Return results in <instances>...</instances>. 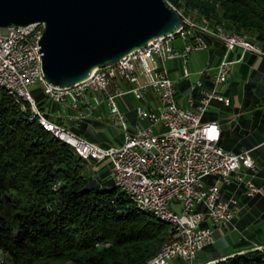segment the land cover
I'll use <instances>...</instances> for the list:
<instances>
[{
	"label": "built area",
	"instance_id": "1",
	"mask_svg": "<svg viewBox=\"0 0 264 264\" xmlns=\"http://www.w3.org/2000/svg\"><path fill=\"white\" fill-rule=\"evenodd\" d=\"M44 31L43 23L0 26V78L14 82L23 90L24 98L33 102V110L44 115L46 123L81 145L89 164H106L114 183H124L131 188V194L155 204L162 215L173 218L172 245L149 264H198L194 263L198 252L215 243L216 233L237 230L234 220L241 200L237 192L224 191L225 187L240 185L251 199L264 195V187L257 183L259 169L251 150L225 149L219 121L205 120L213 100L227 106L231 103L220 91L235 62L229 59V53L240 48L242 56L246 52L260 55V49L235 32L213 26L211 21L194 23L183 19L176 31L116 62L95 68L78 83L61 87L49 84L43 70L40 39ZM205 36L220 40L226 53L214 70L201 72L212 76L213 86L208 89L202 81L196 83L201 103L195 106L190 95L189 105L184 106L167 62L180 59L184 76L189 77L190 54L209 48ZM37 84L48 101L57 104L56 112L50 106L39 105L30 90ZM150 94L154 101L148 97ZM130 95L142 102L134 108L139 122H149L144 129L133 131L119 107L118 99H126L129 104ZM103 107L109 109L121 128V146L103 147L70 129ZM174 204L180 205V212Z\"/></svg>",
	"mask_w": 264,
	"mask_h": 264
},
{
	"label": "trees",
	"instance_id": "2",
	"mask_svg": "<svg viewBox=\"0 0 264 264\" xmlns=\"http://www.w3.org/2000/svg\"><path fill=\"white\" fill-rule=\"evenodd\" d=\"M186 2L209 23L208 18L237 32H254L264 51V0ZM219 10L221 20L214 19ZM37 101L48 105L43 93ZM90 167L45 128L28 101L0 86L1 264H146L159 253L171 224L139 209L112 179L104 180L107 173L90 176ZM215 264H264V250Z\"/></svg>",
	"mask_w": 264,
	"mask_h": 264
},
{
	"label": "water",
	"instance_id": "3",
	"mask_svg": "<svg viewBox=\"0 0 264 264\" xmlns=\"http://www.w3.org/2000/svg\"><path fill=\"white\" fill-rule=\"evenodd\" d=\"M43 23V70L69 86L183 24L166 0H0V26Z\"/></svg>",
	"mask_w": 264,
	"mask_h": 264
},
{
	"label": "rangeland",
	"instance_id": "4",
	"mask_svg": "<svg viewBox=\"0 0 264 264\" xmlns=\"http://www.w3.org/2000/svg\"><path fill=\"white\" fill-rule=\"evenodd\" d=\"M178 11L185 15H187L189 18L194 19L198 22L202 21L201 17L203 16L199 13L197 8H194L193 6H190L187 4L186 0H180L179 3H175L171 1ZM221 14L222 11L219 10L218 15L215 16L214 19L221 20ZM206 17V16H205ZM208 18V17H206ZM211 21V24L213 26L221 25L223 28H225L227 31L235 32L241 35H246L248 38H250L252 41L258 43L256 39H254V32H237L234 29L230 27L228 23L222 24H216L214 21L210 18H208ZM206 41L210 48L203 49V50H197L190 54L189 57V64L188 69L193 74V72L201 71V70H207L211 68V50H213V46L211 45L209 39L207 36H205ZM180 43V42H178ZM259 44V43H258ZM176 62L173 60H169L167 62V65L169 69L171 70V73L173 75H183L182 67L177 63V68H175ZM200 75H197V78H199ZM205 80V77L203 78ZM228 83V82H227ZM226 83V84H227ZM225 84V85H226ZM225 85L221 86L220 91L224 93L223 88ZM213 86L206 88L211 89ZM237 89L235 91H230L228 96L234 100V95L239 96L241 95L242 89L239 86H234ZM31 92L35 95V97L38 99V97L41 96V86L39 84L32 86L30 88ZM243 93V92H242ZM225 95V94H224ZM38 96V97H37ZM226 96V95H225ZM150 100H153V95L148 96ZM131 101L128 105H126V99H118L119 107L122 110V112L126 113V119L133 131H137L138 129H144L145 127L149 126V122L147 120H143L139 122V118L136 112V109L134 107L140 106L142 102L135 98L134 95H130L128 97ZM129 102V101H128ZM50 106L51 110L53 112H56L58 109L57 104H53L50 101L47 102ZM225 107L220 102H214L210 106V109L208 110V116H215L217 118L226 116L225 113ZM206 120V119H205ZM232 125L228 124L225 126L226 134L222 138V145L227 149L231 150L232 152H239L243 148H251L254 145L263 142L264 141V130L258 131L254 133L250 138L247 140H240L242 137H244V134L249 133L244 132L241 134L235 131L233 128H231ZM70 129L77 135L86 137L89 140H92L98 144H100L103 147H111V146H121L124 140V136L121 132V128L116 122L113 117L112 113L107 109L106 107H103L95 112V114L92 117L85 118L79 125H72L70 126ZM264 145V144H263ZM252 155L256 159V161H261V164H264V146L254 148ZM89 164V163H88ZM91 165V164H89ZM259 169V180H264V172L261 171L259 168V165H257ZM87 173L90 176L97 175L98 177L101 173H107V176L104 177V180H111L110 171L106 164L101 165H94L87 169ZM224 191H234L238 193V196L240 197V205L241 209L239 213L237 214L235 218V223L237 225V230L226 232L224 234L216 233L215 238L216 241L214 244L209 245L208 247L204 248L200 252H198L197 258L195 259L194 263H208L210 261H207L209 259L214 258L215 256L222 255V254H229L221 258H217L211 261H215L212 264L217 263L220 260H223L227 257L237 255L239 253H244L250 250H264V216L261 217L260 213L257 211L258 209V203L260 199L264 198V195H259L256 198H249L244 193V188H242L240 185L237 184H231L227 185L224 189ZM175 208L177 211H181L180 205L177 206L176 204ZM257 208V209H255ZM107 245V244H106ZM98 247H101L102 244H97ZM5 257L4 254L0 251V264L3 263ZM181 264V262H173V264ZM61 264H71L70 262L61 263ZM183 264H190L188 262H183Z\"/></svg>",
	"mask_w": 264,
	"mask_h": 264
},
{
	"label": "crops",
	"instance_id": "5",
	"mask_svg": "<svg viewBox=\"0 0 264 264\" xmlns=\"http://www.w3.org/2000/svg\"><path fill=\"white\" fill-rule=\"evenodd\" d=\"M207 38L209 39L211 45L214 47L213 50H211L212 56L210 60V66L214 70L224 57L226 53V47L220 40H216L210 37ZM253 38L255 39V36ZM242 54L243 52L240 48L229 53V59L235 62L232 66L228 83L223 88V94L228 96L227 94H229L230 91H235L237 88L234 86L241 87L243 93L241 92L239 98L238 96L234 95V100L230 97L231 95H229L228 97L231 99V103L228 106L220 102L225 107L224 110L226 116L217 118L213 115L208 116V113H206L205 115L206 120L219 121L223 131L222 138L226 134L227 129L225 128V126H227L228 124H231V128H233L238 133L240 132L241 134H243L244 132L249 131V133L243 135L244 137L240 139L241 141L244 139L247 140L259 130H264V56L251 52H246L243 56ZM173 61L176 62L174 66L175 68H177V63L182 67V62L180 59H175ZM202 71L203 70H201L200 72L196 71L193 72V74L190 72V76L185 77L184 72L181 76L173 75L171 73V70L169 69L170 76L175 80L178 88V99L184 106L189 105L188 97L190 95H192L194 98L195 106L201 103L200 90L199 87H196V83L198 81H202L208 87L212 86V76L202 74ZM197 75H200V77L197 78ZM204 77L205 80L203 79ZM214 102L218 103L219 101L213 100L212 103ZM126 105L128 104L126 103ZM263 144L264 141L254 145L251 148L243 149L251 150V152H253L254 148H260L264 146ZM256 163L257 165H259L261 171L264 172V164H261V161H256ZM257 183L264 187V180L262 181L258 179ZM257 211L260 213L261 217L264 216V198L260 199ZM204 262H200L198 264H203Z\"/></svg>",
	"mask_w": 264,
	"mask_h": 264
},
{
	"label": "bare ground",
	"instance_id": "6",
	"mask_svg": "<svg viewBox=\"0 0 264 264\" xmlns=\"http://www.w3.org/2000/svg\"><path fill=\"white\" fill-rule=\"evenodd\" d=\"M167 4L174 11H176L184 19V21H189V22H194V23H209L206 19H203L200 22H198V21H196L194 19H191L187 15L181 13V11L179 12L178 9L176 8V6L174 4H172L171 2H167ZM238 35L244 37V39L247 40L248 42H250L251 44H255L256 47L258 49H260V55H264L263 49L256 42L252 41L246 35H241V34H238ZM0 86L6 87L9 90V92L11 94L15 95L18 99H22V100L28 101V99L24 98L23 90H21L20 87H18L14 82L6 81V80H4V78H0ZM29 103L33 106V102H29ZM35 115H38L40 117L41 123L45 126V128L47 130L53 132L57 137H59L60 139L64 140L65 142H67L70 146H72V148H74V150L77 152V154L80 157L85 159V154L83 152V149H82L81 145H76L75 142L71 141L68 138H64L63 136H61L60 132H58L56 128H54L50 124L46 123V119H45L44 115L40 114L38 110H35ZM115 184L118 187H120L121 190L125 191L130 196V198L134 201V203L137 205V207L139 209L147 211V212H151V213L157 215L160 219H162L164 221H167V222H169L171 224L173 230H172V234H171L170 238L168 239L166 244L162 247V249L159 251V253L157 255L153 256L151 259H149L146 264H149V262L151 260H154L156 258H161L162 255L166 252L167 247L169 245H172L173 240H174L175 225H173V218L169 217V216L162 215L160 209L155 204H150L148 202H143L140 199H138L136 196L131 194V188L130 187H126L124 183H115Z\"/></svg>",
	"mask_w": 264,
	"mask_h": 264
}]
</instances>
